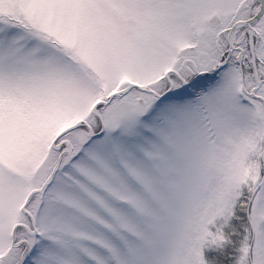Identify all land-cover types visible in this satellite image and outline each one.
<instances>
[{
	"label": "snow or ice",
	"instance_id": "snow-or-ice-1",
	"mask_svg": "<svg viewBox=\"0 0 264 264\" xmlns=\"http://www.w3.org/2000/svg\"><path fill=\"white\" fill-rule=\"evenodd\" d=\"M0 264H264V0H0Z\"/></svg>",
	"mask_w": 264,
	"mask_h": 264
}]
</instances>
